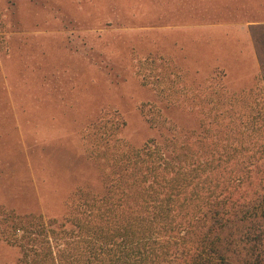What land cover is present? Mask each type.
I'll use <instances>...</instances> for the list:
<instances>
[{
    "label": "rangeland",
    "instance_id": "1",
    "mask_svg": "<svg viewBox=\"0 0 264 264\" xmlns=\"http://www.w3.org/2000/svg\"><path fill=\"white\" fill-rule=\"evenodd\" d=\"M263 62L264 0H0V216L61 219L101 191L84 138L102 113L136 146L158 133L143 110L197 128L193 93L217 73L248 92ZM19 259L0 236V264Z\"/></svg>",
    "mask_w": 264,
    "mask_h": 264
},
{
    "label": "trees",
    "instance_id": "2",
    "mask_svg": "<svg viewBox=\"0 0 264 264\" xmlns=\"http://www.w3.org/2000/svg\"><path fill=\"white\" fill-rule=\"evenodd\" d=\"M219 75L183 107L197 128L143 110L158 133L136 146L102 113L84 138L101 191L81 186L61 219L0 216L19 264H264V62L238 95Z\"/></svg>",
    "mask_w": 264,
    "mask_h": 264
}]
</instances>
